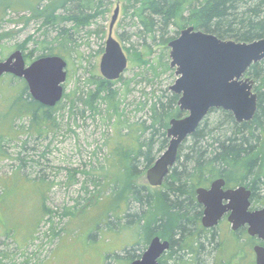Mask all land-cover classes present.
Wrapping results in <instances>:
<instances>
[{
  "label": "trees",
  "instance_id": "16d2710c",
  "mask_svg": "<svg viewBox=\"0 0 264 264\" xmlns=\"http://www.w3.org/2000/svg\"><path fill=\"white\" fill-rule=\"evenodd\" d=\"M109 2L0 0V24L6 22L12 14H16L18 20L9 22L20 24L24 29L33 22L40 23L43 40L37 42L34 36L28 37L26 43L36 42L37 56L32 57L34 53L25 55L27 62L55 55L68 62L70 54L79 47L81 32L89 31L96 20L107 12ZM124 3V13L135 22L138 30L136 34L142 40L163 39L158 46H164V50L153 60L143 59L134 44L126 49L128 53L136 55V63L141 69L147 67L146 72H151L154 79L159 78L158 72L173 70L167 46L190 26L221 40L252 43L264 38V0H124ZM171 28H174V35L170 37ZM10 34L0 32V50L5 48L2 42L10 39ZM165 35L169 37L164 39ZM26 43L16 46V49L25 53ZM1 51L0 61L3 58ZM149 51H152L151 46ZM6 76L15 94L5 99L0 93V103L4 104L0 108L5 107V110L0 109V124L9 121L13 125L28 118L34 134L40 137L45 129L56 124L57 107L42 106L32 99L23 79ZM247 76L255 81L254 90L258 94V108L253 120L237 123L232 113L213 110L181 146L177 163L161 191L139 185L135 179L151 168L159 154L168 148L167 130L170 122L185 116L178 106L179 96L170 88L161 90L158 95L151 93L152 100L148 99L142 107L136 109L139 112L145 111L144 118L129 123L123 121L121 107L126 95L124 89L127 87L128 90L130 86V82H124V75L114 82L93 75L91 84L95 89L80 99L85 107L94 111L99 110L100 102L105 103L110 116L117 117L115 135L109 150V165L104 169L108 175L102 176L104 184L111 191L108 195L115 200L112 208L114 216H109L108 227L114 224L119 230L124 227L130 230L133 228L138 236L144 235L146 244L154 236L169 240L171 246L161 264H204V258L213 255L214 242L209 237L201 240V232L196 230L200 207L195 201V189L205 185L210 178L221 175L231 184L250 188L253 205L264 207V60L254 64ZM14 80L15 86L12 85ZM121 82L125 83L124 88L117 89L116 85ZM213 115H216L214 119ZM27 132L34 136L29 130ZM5 138L0 136V145ZM0 154L7 157L1 148ZM106 194L103 193L104 196ZM104 196L100 198L103 200ZM123 202L125 209L128 208L126 213L120 207ZM134 207L137 209L130 213ZM42 211H45L43 216H46L45 206ZM113 217L116 223L110 222ZM123 221L125 223L119 224ZM242 237L245 240L242 241L241 253L246 256L253 240L247 237L244 230ZM139 244L140 240L130 250H125L123 260L139 258L140 255L136 254ZM111 259L107 257L108 261Z\"/></svg>",
  "mask_w": 264,
  "mask_h": 264
},
{
  "label": "rangeland",
  "instance_id": "374dc122",
  "mask_svg": "<svg viewBox=\"0 0 264 264\" xmlns=\"http://www.w3.org/2000/svg\"><path fill=\"white\" fill-rule=\"evenodd\" d=\"M124 6V0H110L107 12L89 31H82L79 35V47L70 54L67 62L65 95L68 96L55 107L57 119L54 126L45 129L39 137L31 129L28 118L13 125L9 121L0 124V136L6 137L0 148L7 155L0 154V264H127L129 262L123 260L124 251L130 250L139 240L136 254H143L139 251L143 250L140 245L144 244V235L138 236L133 228L119 230L114 224L108 227L109 216H114L115 200L108 195L111 191L102 176L107 174L104 169L109 165L117 117L110 116L105 103L100 102L99 110L94 111L80 100L95 89L91 77H102L100 62L117 7L120 13L113 36L127 55L128 71L124 73V82H130L129 89H124L123 121L142 120L145 111L139 112L137 107H142L148 99L152 100L151 93L160 94L161 90L174 85L177 79L174 69L158 72L159 78L154 79L151 72H146L147 67H139L136 55L126 51L134 44L143 59L153 60L164 46H158L162 38L142 40L136 34L135 22L130 15H125ZM10 20H18V16L12 14L0 24V32H11V38L2 42L5 47L0 50L2 61L19 50L16 46L24 45L28 37L34 36L37 42L43 40L40 23L33 22L24 29ZM173 29L170 37L174 35ZM169 36L165 35L164 39ZM150 46L152 51H149ZM167 49L171 62L170 48L167 46ZM36 50V42L31 41L26 43L25 53L22 52L24 55L34 53L32 57H36ZM14 82L16 80L13 86L16 85ZM124 82L118 83L116 88H124ZM9 84L7 76L0 79V93L5 99L15 94ZM0 105L4 106L2 102ZM0 109L5 110V107ZM214 117L216 115L212 119ZM28 130L34 136L27 134ZM146 173L137 177L135 182L149 186ZM103 193L107 194L104 196ZM100 196H104L103 200ZM44 206L46 216H43ZM120 207L124 213L128 212L124 202ZM135 208H130V213H134ZM116 221L114 217L110 219L111 223ZM225 238L226 235L222 240ZM250 245L247 257L243 253L230 257L233 246L227 241L224 254L208 255L203 263L252 264L254 256L252 259L250 252L254 244ZM107 257H111V261Z\"/></svg>",
  "mask_w": 264,
  "mask_h": 264
},
{
  "label": "water",
  "instance_id": "95a60500",
  "mask_svg": "<svg viewBox=\"0 0 264 264\" xmlns=\"http://www.w3.org/2000/svg\"><path fill=\"white\" fill-rule=\"evenodd\" d=\"M120 8L114 12L110 24L105 53L100 62V73L108 81H117L128 69V58L121 43L114 38L113 29ZM170 67L177 77L170 90L179 96L178 106L185 116L173 119L167 130V150L147 170L151 187H160L175 166L181 146L196 132L213 110L233 114L237 123L253 120L258 108L255 81L247 76L248 70L264 60V38L252 43L221 40L190 26L172 40ZM68 63L61 56H46L27 63L24 53L16 50L0 61V78L11 75L23 79L32 99L47 108H55L65 95ZM223 179L210 190H197L198 201L205 207L203 225L214 227L225 214L233 230L248 227L251 237L264 242V208L250 211L252 191L244 186L223 191ZM228 204L224 205L223 202ZM169 241L152 239L149 248L131 264H159L170 249ZM256 264H264V246L254 247Z\"/></svg>",
  "mask_w": 264,
  "mask_h": 264
},
{
  "label": "flooded vegetation",
  "instance_id": "af4514ba",
  "mask_svg": "<svg viewBox=\"0 0 264 264\" xmlns=\"http://www.w3.org/2000/svg\"><path fill=\"white\" fill-rule=\"evenodd\" d=\"M217 111H221V109H219ZM172 169L170 170V173H171ZM169 174H168V176H169ZM167 177L165 178L163 184L160 187H155V188H159L158 190L161 191L162 188L166 184ZM221 179H223L224 182H225V185L222 187V189H223L224 192H226L228 190H235V189L241 187V185H238V184H234V183L231 184L227 180V178L221 177V175H218V176H216L214 178H210L205 185H201V186L197 187L195 189V197H196L195 201H196V204L199 205V207H200V217H199V222L197 223L196 230H197V232H201V237H200L201 240H204L206 237H209L210 240H212L214 242L213 243V246L215 245V249H214V252H213L214 254H217L218 252L219 253L222 252L224 254V252L226 251V243L228 241L233 246V248H231L232 252L230 254V257H232V256L234 257V256L239 255L241 253V251H242V248H241V245H242V230H244L246 232V234H247V237H249V238H251L253 240L252 243L254 244V246L252 247V251L250 253H251L252 259H253V256H254V262H252V264H256V255L254 253V247L257 246V245L264 246V242L260 241L257 237H251L249 235V233H248V227H243V228H240L239 230H236V231L233 230L232 224L229 221L230 213L225 214L223 216V218L219 220L218 224L216 226H214V227L206 228L203 225V218L205 216V207H204V205L200 204L199 201H198V193H197V190L200 189V188H203V189H206V190H210L211 187H212V185L216 181L221 180ZM244 187H246V186H244ZM246 188L249 189V190H251L248 187H246ZM251 203H252V207H251L250 211H254V210H257V209L264 208V207H258V206L255 207L253 205V193H252V197H251ZM223 204L226 205V204H228V202L227 201H224ZM224 235H226V238H225V240H222V237ZM155 237H158V236H154L153 238H155ZM152 239L149 241L148 244H146L147 242L146 243L144 242V244H146V245H144V244L142 245L143 246V250L141 249L140 252H143V254L146 252V250L150 246V243H151ZM246 239H248V238H246ZM161 240L162 241H169V240H164L162 238H161ZM206 242H208V241H206ZM198 251H200V250H198ZM143 254H138V255H140V257L137 258V259H135V260L140 259ZM247 255H246V257H247ZM163 256H165V254ZM163 256L160 258L159 264H161V261H162ZM135 260H133V261H135ZM133 261L128 260L129 263H127V264H131Z\"/></svg>",
  "mask_w": 264,
  "mask_h": 264
},
{
  "label": "bare ground",
  "instance_id": "6f19581e",
  "mask_svg": "<svg viewBox=\"0 0 264 264\" xmlns=\"http://www.w3.org/2000/svg\"><path fill=\"white\" fill-rule=\"evenodd\" d=\"M27 63H28V62H27ZM28 64H29V63H28ZM125 72H126V71H125ZM125 72H124V73H125ZM124 73H123V75H124ZM123 75H122V76H123ZM122 76H121V77H122ZM112 82H114V81H112Z\"/></svg>",
  "mask_w": 264,
  "mask_h": 264
}]
</instances>
